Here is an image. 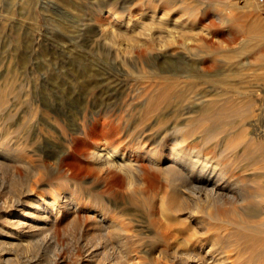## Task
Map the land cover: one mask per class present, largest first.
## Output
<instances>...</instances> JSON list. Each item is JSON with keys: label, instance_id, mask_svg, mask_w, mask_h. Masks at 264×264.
<instances>
[{"label": "rangeland", "instance_id": "374dc122", "mask_svg": "<svg viewBox=\"0 0 264 264\" xmlns=\"http://www.w3.org/2000/svg\"><path fill=\"white\" fill-rule=\"evenodd\" d=\"M161 17L172 20L169 30L178 28L174 39L158 28ZM188 70L195 78L186 76ZM159 71L165 77L158 76ZM175 71L183 75L172 76ZM197 72L210 74L204 77L209 81L198 78ZM165 84H172L175 94L183 92L184 99H166L161 91ZM199 94H205L206 102L195 98ZM204 107L211 109L205 117L200 115ZM177 129L186 148L199 149L210 163L222 166L230 183L244 187L243 201L225 200L223 207L251 210L259 217L254 220L264 222L260 0H0V147L10 149L13 159H0V243H15L14 248H24L29 256L37 248L61 247V256L76 264L78 256L68 250L97 240L88 209L92 193L109 199L108 216L120 229L140 233L137 249L148 248L146 259L155 257L152 247L160 242L154 234L163 226L183 238L201 237L209 243L213 220L201 211L192 216L178 211L171 201L182 199L177 189L188 181L186 176L178 181L168 176L166 181L161 173L159 182H151L142 174L129 177L102 167L89 157L103 146L125 152L138 168L148 167L142 143L170 146ZM43 136L47 141L41 143ZM60 173L69 180H62ZM130 178L139 182L131 186ZM28 186L44 196L70 191L78 196L80 208L70 214L64 210L54 226L50 222L52 229L37 230L36 212L28 217L18 211L26 196L15 207L19 192ZM161 196H166L171 213H161ZM11 228L41 236L22 241V246L5 237ZM230 231L226 224L220 233ZM236 250L233 245L226 250L231 264H250L248 254L239 260Z\"/></svg>", "mask_w": 264, "mask_h": 264}, {"label": "bare ground", "instance_id": "6f19581e", "mask_svg": "<svg viewBox=\"0 0 264 264\" xmlns=\"http://www.w3.org/2000/svg\"><path fill=\"white\" fill-rule=\"evenodd\" d=\"M169 22H172V20L169 21L168 18L161 17L160 22H159L160 26L158 28L163 29L165 32L169 31L168 36L174 39V37H176V32L178 31V28L176 29L174 28L175 30H169V27L171 26ZM173 22L176 23L177 20L175 19L173 20ZM175 25L178 26V23H176ZM145 36L146 37L148 36L151 38V36L149 35H145ZM186 72H188V74L186 75L187 77L190 78L192 76L191 78H193L194 76L193 70L192 71L188 70ZM190 72L191 73L193 72V73L191 74ZM157 74L158 76L165 77V75L162 76L161 71L157 72ZM181 74L182 73H180L179 71H175L173 72L172 76H182L183 74L182 75ZM196 75L198 78L200 77V79H205L204 77L210 76V74L200 75L199 73ZM170 78L171 77L167 76L168 80ZM204 81L208 82L209 80L205 79ZM163 86L165 87H163L161 91L166 99H170V97L184 99L183 92H177L176 94L174 93L173 90L176 89L175 87L172 89L170 86H166V84ZM204 97H205V94H199V96L197 97L195 96L196 99H199L201 101H205ZM210 113H211V109L209 107L208 108L204 107L200 111V115L203 117L209 115ZM173 131H174L173 134L175 135H172L174 137L171 138L172 143L170 146L157 147L160 145V142H158L155 147H151L150 145H146V142L142 143L143 146H146V149H144L142 152L145 154L147 160L150 162V166L148 167L138 168L135 163L136 161L134 162L133 158H130L125 152L119 151L118 149H114V148L111 149V148L103 147V146L95 147L90 152L89 157L94 159L95 162L98 163L102 167L109 168L110 170L111 169H117L118 171L121 170L127 175L131 173L132 176L134 175V173L135 175L142 174L144 179H147V178H149V180L152 179L153 181L151 182H159L158 174H161V173L166 176L165 178L166 181L169 180L168 176H175V178L177 179L176 181L180 180L181 177L186 176L188 181L187 182L185 181L182 184L179 183L180 184L179 187L182 186V188L177 187L178 188L177 192H180L179 195L183 196L184 198L182 197V199H180L181 197L180 198L176 197L177 194L175 195L173 191L174 189H173L172 191L176 198L174 199L172 198L173 200L171 199V201L175 202L174 207L178 211H183V212L185 211L190 216H192L196 211H201L203 213H206L207 215L206 214L205 215L208 218L213 220L212 226L215 227L216 231L214 230V233L212 231L211 233L212 238L209 241V243H207L208 245L206 244V240L202 239L201 237L193 241V240H190L192 238H187V237L183 238L181 235H178L179 233L177 234L176 232L177 230L171 229L172 230L171 231V230H168L169 228L165 229L168 226H163L162 227L163 231L159 232L158 230V232L154 234V237L156 238V240L160 242L159 246L156 245L155 247H152L155 252V257H151V256L149 257L147 255V259H146L145 254L146 252H148V248L142 247L141 250L137 249L138 246H140L141 244L140 240L143 239L140 233L128 232L126 231L127 229L125 230L124 229L125 227L123 228L122 226L120 229L119 226H117L118 225L117 222L109 218L108 216V211H110V209L112 208L111 202L108 201L109 199L104 201L101 199V196L99 195V193H92L90 194V196H92L91 200L87 198L90 200L92 204L91 207H89L88 209L90 212L89 218L91 219V222L96 224L97 240H96V243H92L90 241H87V242L84 241L81 244L80 248L76 246V248L74 247L68 250V251H71L72 256L73 255L78 256L76 264H162L163 262L165 264L166 262H169L171 264H220V263L221 264H231L232 263L230 261L231 257L229 260V256H228V253H226V250L232 245L235 246V248L237 249L236 250L237 259L241 260L240 258H242L243 254L246 255L247 253L248 258H246V260H248L250 264H260V262L264 263V227H263L264 222L262 221L258 222L254 220V218L258 219L259 217H257L258 215L253 213L251 210L250 211L244 210L243 212L236 211V210L229 211L223 207L225 205L224 202H226L225 200H228V203L229 201L236 202V203L243 201L245 198L243 197L245 193L244 187L238 186L236 183L234 184L230 183L231 178L229 179L226 176L227 173L225 174V172H223L222 170L223 168H221L222 166H218V164L210 163L207 160L206 156L203 157L202 156L203 154L202 155L200 154L199 149L198 150L195 148L191 149L189 147L186 148L185 140L182 138V135L180 134L182 132L180 129L173 130ZM142 137L143 136H140V138ZM140 140L141 139L138 138V141ZM40 141L41 143L46 142L47 137L43 136V138H41ZM161 143L165 144L164 141H161ZM11 157H12V154L10 152V149H3L0 147V159H3V161L5 160L7 162L8 160L13 161ZM3 161L0 160V163ZM60 177L63 178L62 180H65V181L69 180L68 178L69 176H66L65 174L61 175L60 173ZM138 178H140L139 175H138ZM106 180L107 182H111L109 177L108 179L106 178ZM129 180H130L129 184L131 182L132 183L133 182L136 183V181L139 182L138 180L133 181L131 178ZM132 183H131V186H132ZM30 188L32 187H29L26 189L24 188L25 191H20L18 194L19 196L16 195L18 199L16 198L15 199L16 202L15 201L14 202H15V207L20 206L23 203V201H21L22 199L21 196H26L25 202L23 203L24 205L23 209H18V211L19 212L24 211L25 215L29 217V214L33 212L34 210L38 217V219L35 220L37 224L34 225L36 228H39L37 230L52 229L53 227L51 228V226L55 224L52 222L58 220V218L56 217L59 214H61L64 210L65 212L70 214V213H74L80 208L78 196L76 197V194L74 195V193L70 191H67V190L60 191V192L57 191L53 195L44 196L42 194L36 195L35 193H33L34 189L29 190ZM30 193L31 194L33 193V194L30 195ZM170 194L171 196H173L172 193ZM165 197L166 196H163V197L161 196L160 198L161 200L159 203L161 207V213L163 215H165L166 213H171L170 205L168 206V200L165 199ZM90 208L92 210H90ZM9 213H10L9 211H5V215L6 214L9 215ZM24 213H19V214L21 215ZM11 216L13 217L12 214ZM197 221L202 223V220L199 218L197 219ZM50 222L52 223V225L50 224ZM179 222L180 221H178V223ZM162 224L163 223H161V226ZM226 224L231 226V231L229 233L227 232L228 233L227 235H223L220 233V230L222 228H226ZM210 226H205V227H210ZM173 230H175V232H173ZM35 232L36 233H33V231L32 232L16 231L15 229L11 228L6 232L7 234L6 233L4 234H5V237L8 239L9 238L17 239L18 244L23 246L24 244L22 243V241L31 239V238L35 239V237H37L38 235L41 236L39 233L37 234V231ZM186 233L188 232L186 231ZM135 241L138 242V244L134 243ZM10 244L12 243L10 242ZM10 244L6 245L5 243H0V263L2 264H10V262L14 260L16 261L15 264H17L18 262H20L21 264H44V261L46 262V260H44L42 255L47 257L46 264H73L70 262L71 259L66 260L65 258L61 256V253H62L61 247L60 248L55 247L52 249L51 248L50 249L37 248L35 250V254H32V256H29L28 254H26V251L24 248L22 247L14 248L15 243L13 247H11ZM154 252L151 255H154Z\"/></svg>", "mask_w": 264, "mask_h": 264}, {"label": "built area", "instance_id": "2783aa9c", "mask_svg": "<svg viewBox=\"0 0 264 264\" xmlns=\"http://www.w3.org/2000/svg\"><path fill=\"white\" fill-rule=\"evenodd\" d=\"M260 3H261L262 5H264V0H260Z\"/></svg>", "mask_w": 264, "mask_h": 264}]
</instances>
